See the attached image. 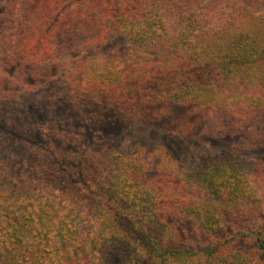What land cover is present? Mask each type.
Returning a JSON list of instances; mask_svg holds the SVG:
<instances>
[{
  "label": "trees",
  "instance_id": "obj_1",
  "mask_svg": "<svg viewBox=\"0 0 264 264\" xmlns=\"http://www.w3.org/2000/svg\"><path fill=\"white\" fill-rule=\"evenodd\" d=\"M9 5L0 264H264V0Z\"/></svg>",
  "mask_w": 264,
  "mask_h": 264
},
{
  "label": "rangeland",
  "instance_id": "obj_2",
  "mask_svg": "<svg viewBox=\"0 0 264 264\" xmlns=\"http://www.w3.org/2000/svg\"><path fill=\"white\" fill-rule=\"evenodd\" d=\"M8 18L10 21H6ZM13 19H15V12L13 6L9 5L0 9V41L3 36L12 40L15 39L14 35L17 33V28L15 27L14 22L12 21ZM117 46L120 47V50H118L119 49L118 47H112V49L109 50V53H113V54L120 53V51L123 50V48L125 47V45H123V42L121 41L117 42ZM14 70L15 68L12 67L10 68V70H7L6 73H4L3 78L6 81V83H9V81L12 80V74ZM20 70H24V75L26 74L23 66L20 68ZM43 77L44 78L41 79L42 86L48 83L54 89L62 90L64 88L63 80H61V78L56 77L55 74L45 75ZM46 78H50L52 81L47 80ZM235 144L236 143L234 141L229 140L228 138L216 139V140H212V143L210 144V148L213 154H224L231 152ZM248 159L253 160L254 162H263L264 151L263 150L252 151L250 152V154H248Z\"/></svg>",
  "mask_w": 264,
  "mask_h": 264
}]
</instances>
